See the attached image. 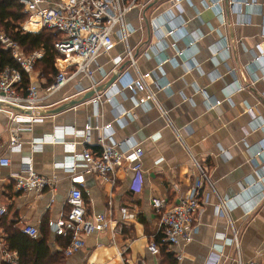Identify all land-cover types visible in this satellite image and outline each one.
Wrapping results in <instances>:
<instances>
[{
    "label": "crops",
    "instance_id": "crops-1",
    "mask_svg": "<svg viewBox=\"0 0 264 264\" xmlns=\"http://www.w3.org/2000/svg\"><path fill=\"white\" fill-rule=\"evenodd\" d=\"M59 1L66 0L47 3L53 6ZM216 1L220 2L214 6ZM232 1L180 0L174 5L173 0H138L125 17L132 29L128 44L133 60L141 72L152 71L151 90L185 145L207 167L216 193L226 201L228 216L218 213V198L205 185L206 201L201 204L193 239L175 253L165 247L158 254L147 250L158 229L152 199L177 201L197 177V170L151 101L134 108L137 118L126 115L122 122L115 120L133 106L134 98L143 95L123 89L99 106L88 99L43 121L23 124L21 150L16 152L8 149L9 131L15 124L0 110V157L10 160L8 166L0 165V206L6 209L0 216V238L10 251L16 253L7 241L9 227L26 234L23 228L32 225L39 231L32 238L44 239L50 255L62 253L59 264H248L264 257V60L258 57L264 49V0ZM172 24L182 25L185 38L178 31L167 34ZM190 40L195 42L189 45ZM124 51L125 45L116 38L114 48L97 58L102 70L95 73L98 83L115 73L113 58L124 56ZM176 51L182 52L179 58ZM163 59L169 61L159 66ZM117 70L132 75L127 57ZM115 83L119 85L118 80ZM80 84L88 87L87 79ZM69 93L75 94L74 86L55 98ZM216 101L219 104L213 106ZM88 123L87 141L65 133L63 142H48L54 130H82ZM107 123L112 126L107 144L113 141L120 151L135 146L143 150L141 183L135 182V173L126 164L117 168L114 183L95 172H84L81 190L87 215L105 214L113 220L112 229L84 234V247L66 256L62 240L49 226V221L69 209L71 175L58 164L73 142L76 151L82 147L100 150L98 138ZM40 137L47 143L35 151L31 141ZM23 158L32 161L38 175L55 179L54 189L49 185L38 191L17 190L13 176L20 173ZM233 231L238 245L231 240ZM5 263L0 248V264Z\"/></svg>",
    "mask_w": 264,
    "mask_h": 264
},
{
    "label": "built area",
    "instance_id": "built-area-1",
    "mask_svg": "<svg viewBox=\"0 0 264 264\" xmlns=\"http://www.w3.org/2000/svg\"><path fill=\"white\" fill-rule=\"evenodd\" d=\"M17 1L22 5L23 11L28 14L26 22L35 18L39 22V30L46 27L57 33V40L54 43V50L57 53L54 65L57 72L50 83H46L44 77H40L38 74L34 75L35 63L42 57L44 50L41 49L28 55L15 41L0 31L2 48L9 51L18 64V68L4 67L0 69V102L31 109H47L77 94L94 89L100 84L95 73L102 71L97 63V58L100 55L108 54L114 48L115 39L117 38L125 45L124 56L130 61L132 75L129 71L118 74L117 66L124 56L114 57L113 71L118 75L116 80H118L120 86H117L114 82L106 91L97 92L90 100L94 105L99 106L104 101H110L114 92L123 91V89L129 92H142L141 97L133 99V106L128 110H124L115 120L122 122L126 115L137 118L134 108L145 106L148 101H151L160 110L166 125L174 130L176 139L186 148L192 165L197 170V177L177 201L170 202L162 197L152 199V207L158 215V229L155 237L153 236V239L149 241L147 250L151 254H158L160 248L165 247L167 250L174 252L178 247L186 245L193 239L201 204L206 201L203 191L205 185L209 186L218 198L216 203L218 213L228 216L226 201L216 193L209 179L207 167L201 164L185 145L182 134L173 127L168 114L162 109L151 90L152 71L141 72L132 58V51L128 44L132 29L126 22L125 17L131 9L138 5V0H66L59 1L53 6H50L47 0ZM179 1L173 0L174 5H179ZM219 2H214V6H217ZM232 2L233 4H249L254 1L240 2L233 0ZM219 10L224 14V9L219 8ZM25 23L22 29L29 31L25 28ZM167 30L168 35L177 34L178 31L181 37L185 38L182 25L177 27L172 24L171 28L167 27ZM262 37L264 38V32ZM194 42L195 40H190L189 45ZM171 45L175 47L174 43ZM229 47V45H226V49H229ZM181 53V51H176L175 58H179ZM258 57L264 60V49ZM168 61L169 59H163L159 66ZM23 72L29 76L30 80L29 85L24 90L20 87ZM105 76H108V74H104ZM82 78L87 79L88 87H81L80 80ZM69 85L74 86L75 94L69 93L58 99L55 98V95L62 92ZM240 85L242 87V84ZM218 104L219 102L216 101L213 106ZM3 111L8 113L10 122L15 124L9 131L8 149L12 152L20 151V136L24 130L22 125H31L43 121L45 116H29L16 114L9 110ZM111 127V124L107 123L105 125L106 131L98 138V143L101 146L100 150L92 151L87 147H82L79 151H76V143L73 142L66 149L69 154H67L65 160L58 164L71 175L72 185L67 195L69 209L60 213L56 220L49 221V226L52 227L57 236L69 234V243L63 249L66 256L84 247V234L112 229L113 220L107 218L105 214H94L90 218L87 215V206L81 190L83 184L82 174L84 172H95L114 183L117 168L126 164L127 168L135 173V182L140 186L143 150L135 146L126 151H120L113 141L107 144L105 140L111 139L108 132ZM26 128L30 129L31 127L27 126ZM90 128L91 125L88 123L85 124L82 130L73 128L57 129L50 134L48 142H63L65 133H72L87 141V131ZM44 143H47V141L40 137L31 141V147L35 151L42 150ZM9 164L10 160L7 157H0L1 166H8ZM13 178L14 187L19 191H38L49 185H52V189H54L55 179L49 180L35 173L32 161L29 158L21 159L20 173L15 174ZM5 212V207L0 206V216L4 215ZM23 232L31 237H37L39 234L37 227L32 225L25 226ZM231 240L238 245L235 231H233ZM0 248L4 259L8 263L16 264L18 259L16 253L7 248L6 242L2 238H0ZM176 257L177 259L182 258L179 252L176 253ZM216 259L217 257L213 259L212 263H215ZM248 264H264V257L260 260H253Z\"/></svg>",
    "mask_w": 264,
    "mask_h": 264
},
{
    "label": "trees",
    "instance_id": "trees-1",
    "mask_svg": "<svg viewBox=\"0 0 264 264\" xmlns=\"http://www.w3.org/2000/svg\"><path fill=\"white\" fill-rule=\"evenodd\" d=\"M27 20L28 14L23 11L22 5L17 0H0V31L15 41L28 55L41 49L44 50L42 57L36 61L34 69L40 65L38 76L44 77L46 83H50L57 72L54 65L57 57L54 50L57 33L46 27L39 30V25L36 24L38 22H32L35 25L29 26V31H25L22 26ZM4 67L18 68V64L0 43V69ZM29 83V76L23 72L20 87L24 90ZM7 235L10 249L18 255L16 264H59L63 258L60 252L50 255L44 239L32 238L13 227H9ZM59 237L62 240V246L65 247L70 240L69 234Z\"/></svg>",
    "mask_w": 264,
    "mask_h": 264
},
{
    "label": "water",
    "instance_id": "water-1",
    "mask_svg": "<svg viewBox=\"0 0 264 264\" xmlns=\"http://www.w3.org/2000/svg\"><path fill=\"white\" fill-rule=\"evenodd\" d=\"M117 77H118V75L116 73H114L107 79V81L97 85L94 89H89L83 93L77 94L76 96H74V97H72L66 101H63V102H61V103H59V104H57L51 108L31 109V108L16 106V105H13L10 103L0 102V110H9L10 112H13L16 114L29 115V116H33V115H43V116L56 115V114L65 112L69 109H72V108L84 103L85 101L90 99L93 95H95L97 92H103L104 90H106L109 86H111L115 82Z\"/></svg>",
    "mask_w": 264,
    "mask_h": 264
},
{
    "label": "rangeland",
    "instance_id": "rangeland-1",
    "mask_svg": "<svg viewBox=\"0 0 264 264\" xmlns=\"http://www.w3.org/2000/svg\"><path fill=\"white\" fill-rule=\"evenodd\" d=\"M33 24H34V23L30 22V25H29V24L26 22V23H25V26L29 28V26H33ZM36 24L39 25V23H36ZM28 25H29V26H28ZM34 25H35V24H34ZM39 27H40V25H39ZM33 32H35V31H33ZM36 32H37V31H36ZM39 68H40V65H37L36 68L34 69V75H37V74L39 73V71H40Z\"/></svg>",
    "mask_w": 264,
    "mask_h": 264
},
{
    "label": "bare ground",
    "instance_id": "bare-ground-1",
    "mask_svg": "<svg viewBox=\"0 0 264 264\" xmlns=\"http://www.w3.org/2000/svg\"><path fill=\"white\" fill-rule=\"evenodd\" d=\"M29 22H38L35 18H33L32 20H30V21H28V23ZM39 23V22H38ZM25 28H26V26H25ZM27 29V28H26Z\"/></svg>",
    "mask_w": 264,
    "mask_h": 264
}]
</instances>
